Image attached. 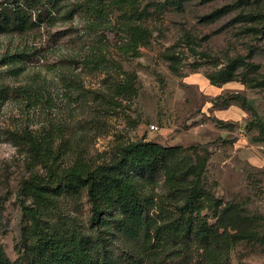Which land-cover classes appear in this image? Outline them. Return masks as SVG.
Wrapping results in <instances>:
<instances>
[{"label": "rangeland", "instance_id": "1", "mask_svg": "<svg viewBox=\"0 0 264 264\" xmlns=\"http://www.w3.org/2000/svg\"><path fill=\"white\" fill-rule=\"evenodd\" d=\"M28 1L0 33V264H32L36 222L95 239L86 194L37 195L92 171L152 201L150 238L108 217L118 264H264V0ZM148 143L165 163L134 168ZM193 191L213 239L158 238Z\"/></svg>", "mask_w": 264, "mask_h": 264}, {"label": "trees", "instance_id": "2", "mask_svg": "<svg viewBox=\"0 0 264 264\" xmlns=\"http://www.w3.org/2000/svg\"><path fill=\"white\" fill-rule=\"evenodd\" d=\"M21 1L10 0L9 5L0 12V33L23 34L35 25L24 7L30 8L32 2L23 0L24 4L20 5ZM57 1L60 0H54ZM210 81L214 86L225 83L218 81L216 77L210 78ZM135 148L142 153L139 159H135L132 152L130 153V162H133L136 169H152L155 165L165 163L167 159L168 151L156 145L148 143ZM128 178L124 173L116 176L97 174L93 171L86 175L73 172L56 187H40L37 195L41 200H46L45 195L64 197L86 194L90 205L88 220L97 230V235L92 240L77 232L61 234L36 222L33 227L32 264H118L113 259L103 230L110 224L118 223L116 219L108 218L114 212L122 214L124 220L119 229L127 236L134 238L142 232L150 238L152 219L148 211L152 201L149 197H140L131 190L127 184ZM201 207L202 194L198 191H193L189 200L175 209L173 214L177 218L173 221L169 220L170 215L166 214V207L161 205L160 212L167 215L165 218L169 222L155 229L156 236L159 238L162 233H170L172 238H179V234L184 232L186 236L195 235L209 243L216 233L206 218L199 216ZM94 250L96 256L93 255Z\"/></svg>", "mask_w": 264, "mask_h": 264}]
</instances>
